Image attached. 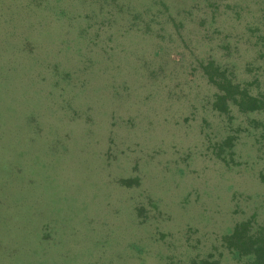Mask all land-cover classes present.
Returning <instances> with one entry per match:
<instances>
[{
	"label": "rangeland",
	"instance_id": "rangeland-1",
	"mask_svg": "<svg viewBox=\"0 0 264 264\" xmlns=\"http://www.w3.org/2000/svg\"><path fill=\"white\" fill-rule=\"evenodd\" d=\"M223 77L264 104V0H0V264H248L264 105Z\"/></svg>",
	"mask_w": 264,
	"mask_h": 264
},
{
	"label": "trees",
	"instance_id": "trees-1",
	"mask_svg": "<svg viewBox=\"0 0 264 264\" xmlns=\"http://www.w3.org/2000/svg\"><path fill=\"white\" fill-rule=\"evenodd\" d=\"M211 78V77H210ZM225 83H216L220 93L216 97V106L220 110H227L229 101H232L240 110H257L264 105L257 96L249 93L241 84L231 79ZM210 80H213L212 78ZM216 79H214V82ZM217 82V81H216ZM223 244L232 252L241 256H250L248 264H264V226L255 229L250 221L238 222L233 230L223 237ZM206 264H218V261H204Z\"/></svg>",
	"mask_w": 264,
	"mask_h": 264
}]
</instances>
